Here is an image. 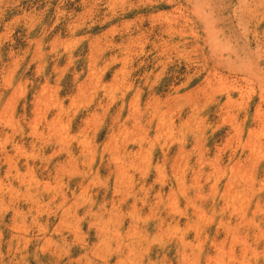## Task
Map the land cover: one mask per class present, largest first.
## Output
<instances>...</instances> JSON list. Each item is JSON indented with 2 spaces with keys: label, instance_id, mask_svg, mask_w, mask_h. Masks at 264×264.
Here are the masks:
<instances>
[{
  "label": "rangeland",
  "instance_id": "obj_1",
  "mask_svg": "<svg viewBox=\"0 0 264 264\" xmlns=\"http://www.w3.org/2000/svg\"><path fill=\"white\" fill-rule=\"evenodd\" d=\"M0 264H264V0H0Z\"/></svg>",
  "mask_w": 264,
  "mask_h": 264
}]
</instances>
